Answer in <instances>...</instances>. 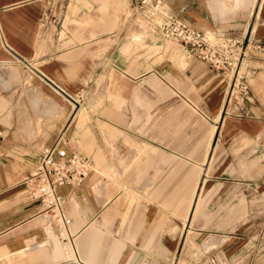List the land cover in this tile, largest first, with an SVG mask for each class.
Wrapping results in <instances>:
<instances>
[{
	"label": "crops",
	"instance_id": "1",
	"mask_svg": "<svg viewBox=\"0 0 264 264\" xmlns=\"http://www.w3.org/2000/svg\"><path fill=\"white\" fill-rule=\"evenodd\" d=\"M103 2L0 0V264H175L183 245L188 263L264 264V233L246 236L243 228L225 226L218 201L208 224L221 240L216 249L209 254L184 242L208 195L204 183L219 125L191 120L197 109L185 99L159 121L150 102L161 95L155 76L167 68L145 52H128L129 39L144 34L159 51L158 28L147 17L150 26L139 27L133 16L114 19L111 9L101 14L110 5ZM161 2L168 13L209 32L264 40V0L253 16L241 8L255 0ZM247 59L251 94L249 78L264 53L250 46ZM177 63L187 59L181 55ZM254 82L264 100V72ZM181 111L185 116L176 119ZM220 113L213 118L219 124ZM191 122L202 128L194 145ZM58 140L92 165L80 184L58 187L70 217L66 237L38 214L39 202L23 181L42 147Z\"/></svg>",
	"mask_w": 264,
	"mask_h": 264
},
{
	"label": "rangeland",
	"instance_id": "2",
	"mask_svg": "<svg viewBox=\"0 0 264 264\" xmlns=\"http://www.w3.org/2000/svg\"><path fill=\"white\" fill-rule=\"evenodd\" d=\"M257 1L255 0L251 7L241 9H247L253 16L258 7ZM104 3L110 5L106 6L107 9L102 6L101 14H108V9H111L114 19L117 16H122L123 19L133 16L138 20L139 27L150 26L146 21L147 13L140 10L134 0H129L128 4L115 0H104L102 5ZM263 7H260L262 11ZM163 9L166 11L164 5ZM146 35L144 34V37L134 35L130 38L128 52L132 54L145 52V56L160 60L161 67L167 68V71H159V76H155L162 80L159 87L161 95L155 96L153 102H150V108L162 116L159 121L162 123V120L166 119L169 115L168 109L172 105L185 99L190 104L194 103L197 109L194 114H191V120L201 118L206 119L207 122L216 123V128L219 125L217 133L211 139L214 147L211 148L212 155L204 183V190H209L208 195L203 211L191 220L188 236L184 242L193 243L195 249L203 246L204 250L210 251L209 254L212 249H216V245L221 242L220 237H217L208 226L216 212V210L212 211L214 208H211V205L216 201L220 204V210H223L221 215L224 216L225 226L229 225L232 230L243 228L246 236L262 235L264 233V100L256 90L254 80L260 72H264V60L256 61L261 67L249 78L252 98L245 103V106H251L255 114L251 110L246 113L241 110L238 114L233 110L234 102L228 103L227 100L231 71L212 68L206 61L189 54L179 42L162 36H160L162 42H159L161 49L156 51L158 42L146 38ZM181 55L187 59L184 65L177 63V58ZM243 61L241 70L248 63V59L244 58ZM83 96H85L84 90L79 98ZM218 110H221L220 114L224 117L220 124L219 120L213 119ZM184 116V111L176 113V119H183ZM234 120L239 121L240 124L233 125ZM163 125H161V132L165 133L167 130L162 128ZM200 125L201 123L192 124L191 122L193 145L202 135ZM259 133L261 136L257 137ZM250 159L253 161L244 163ZM212 176H217V181L212 182ZM218 180H222V183L217 184ZM242 200H244L243 208L240 207ZM197 222L200 223L201 229L194 226ZM182 230L185 231L183 223ZM181 238H183L182 231ZM184 253L187 251L183 245L181 248L183 256H179L175 264H197L186 262Z\"/></svg>",
	"mask_w": 264,
	"mask_h": 264
},
{
	"label": "built area",
	"instance_id": "3",
	"mask_svg": "<svg viewBox=\"0 0 264 264\" xmlns=\"http://www.w3.org/2000/svg\"><path fill=\"white\" fill-rule=\"evenodd\" d=\"M136 6L146 12V17L165 38L179 42L189 54L206 61L212 68L231 71L228 103L234 102L233 110L240 113L248 109L251 100L247 72L241 70L250 46L264 53V40L249 33L240 38L226 31L209 32L191 24L186 19L168 13L161 0H134ZM0 131V142L2 139ZM92 170L87 157L75 150H68L59 140L44 145L32 170L23 176L24 190L30 198L39 202L38 214L44 216L50 226H55L62 237L69 236L70 217L64 210V198L58 192L62 184H80Z\"/></svg>",
	"mask_w": 264,
	"mask_h": 264
}]
</instances>
